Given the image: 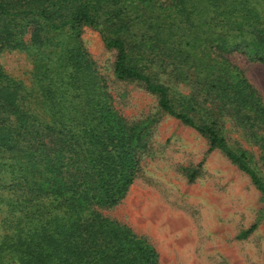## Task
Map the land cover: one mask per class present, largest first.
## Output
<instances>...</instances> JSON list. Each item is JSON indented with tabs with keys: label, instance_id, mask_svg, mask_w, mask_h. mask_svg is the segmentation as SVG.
I'll list each match as a JSON object with an SVG mask.
<instances>
[{
	"label": "trees",
	"instance_id": "16d2710c",
	"mask_svg": "<svg viewBox=\"0 0 264 264\" xmlns=\"http://www.w3.org/2000/svg\"><path fill=\"white\" fill-rule=\"evenodd\" d=\"M0 0V52L30 54V85L0 64V264H159L157 249L102 210L124 200L141 170L142 121L129 122L83 41L91 28L115 51L116 80L139 83L164 113L191 126L246 173L264 179L219 124L201 121L152 65L211 92L225 54L264 64V0ZM138 45L141 58L130 54ZM36 50L33 53V50ZM144 51V54H142ZM203 75V78H202ZM245 103L257 96L245 80ZM252 109L264 119V104ZM198 167L185 169L194 180ZM254 230L251 226L244 235Z\"/></svg>",
	"mask_w": 264,
	"mask_h": 264
},
{
	"label": "rangeland",
	"instance_id": "374dc122",
	"mask_svg": "<svg viewBox=\"0 0 264 264\" xmlns=\"http://www.w3.org/2000/svg\"><path fill=\"white\" fill-rule=\"evenodd\" d=\"M82 37L121 114L129 122L142 121L144 130L139 175L126 198L103 209V215L150 242L159 264H264V199L251 178L221 150L210 151L194 128L161 111L157 98L139 83L116 80L115 51L99 33L86 28ZM138 50L132 41L130 54L137 62L143 60ZM221 61L215 78L229 85L228 93L211 92L190 63L184 66L188 80L178 81L160 62L152 65V75L171 88L179 104L194 106L201 121H216L229 145L246 152L264 179V119L252 109L257 96L264 104V64L238 52ZM0 64L31 84L33 62L27 52L3 50ZM245 80L257 92L247 103ZM199 163L197 176L189 180L185 169ZM251 226L254 230L244 235Z\"/></svg>",
	"mask_w": 264,
	"mask_h": 264
}]
</instances>
